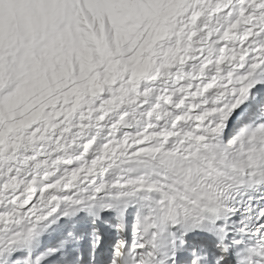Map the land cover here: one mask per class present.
Segmentation results:
<instances>
[{
	"label": "bare ground",
	"instance_id": "bare-ground-1",
	"mask_svg": "<svg viewBox=\"0 0 264 264\" xmlns=\"http://www.w3.org/2000/svg\"><path fill=\"white\" fill-rule=\"evenodd\" d=\"M152 12L131 56L99 46L111 67L88 82L82 103L20 118L11 140L0 137V264L30 252L37 262L50 232L95 210L121 207L147 231L167 196L176 208L163 216L180 232L220 208L172 173L180 165L204 186L264 188V0H160ZM219 212L212 223L228 232L238 213ZM29 233L27 251L17 240ZM103 246L107 263L112 242Z\"/></svg>",
	"mask_w": 264,
	"mask_h": 264
},
{
	"label": "rangeland",
	"instance_id": "rangeland-1",
	"mask_svg": "<svg viewBox=\"0 0 264 264\" xmlns=\"http://www.w3.org/2000/svg\"><path fill=\"white\" fill-rule=\"evenodd\" d=\"M105 1L96 8L89 0H0V137H10L20 118L37 117L50 109L54 115L58 107L59 114L60 109L82 103L88 82L111 67L108 59L102 58L101 44L110 45L118 52L116 56L134 54L140 44L142 23L149 26L160 0ZM49 104L55 107L49 108ZM42 256L50 261L48 264H59L49 257V250Z\"/></svg>",
	"mask_w": 264,
	"mask_h": 264
}]
</instances>
